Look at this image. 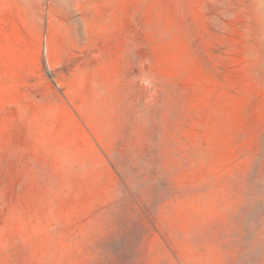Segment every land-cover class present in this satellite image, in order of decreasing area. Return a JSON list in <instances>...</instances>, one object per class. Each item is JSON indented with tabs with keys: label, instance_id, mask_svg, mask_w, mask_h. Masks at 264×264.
Segmentation results:
<instances>
[{
	"label": "rangeland",
	"instance_id": "rangeland-1",
	"mask_svg": "<svg viewBox=\"0 0 264 264\" xmlns=\"http://www.w3.org/2000/svg\"><path fill=\"white\" fill-rule=\"evenodd\" d=\"M0 264H264V0H0Z\"/></svg>",
	"mask_w": 264,
	"mask_h": 264
}]
</instances>
